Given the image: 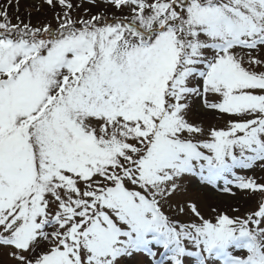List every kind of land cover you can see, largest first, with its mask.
Masks as SVG:
<instances>
[{
  "label": "snow or ice",
  "instance_id": "6c2138e0",
  "mask_svg": "<svg viewBox=\"0 0 264 264\" xmlns=\"http://www.w3.org/2000/svg\"><path fill=\"white\" fill-rule=\"evenodd\" d=\"M21 7L0 3V264H264V0ZM192 177L254 206L206 215Z\"/></svg>",
  "mask_w": 264,
  "mask_h": 264
},
{
  "label": "rangeland",
  "instance_id": "374dc122",
  "mask_svg": "<svg viewBox=\"0 0 264 264\" xmlns=\"http://www.w3.org/2000/svg\"><path fill=\"white\" fill-rule=\"evenodd\" d=\"M3 0H0L2 3ZM36 3H39V0H36ZM21 10L20 15L21 18H26V13L28 11H32L31 8V0H21ZM27 5V7H25ZM96 11V9H93ZM46 12L47 15L45 16L43 13ZM13 17L17 15L15 11L11 13ZM83 14V13H81ZM45 20H52V13L48 10L47 6L42 10L41 13H36L35 11L32 12V23L38 24L44 22ZM15 19H13V23H15ZM190 119L196 123L202 124L205 129H209L211 127H223L225 120L220 118L219 114L213 113L209 110L204 111H194L190 113ZM249 175H256V176H264V172L259 170H255L254 172L248 173ZM187 187V195L189 198L196 200L198 205L200 206L201 210L207 215L210 213V209L212 207H216L220 210H225L228 212L229 215H238L243 214L244 212L248 211L251 207L254 206L253 200L250 197H245L243 193L233 190L235 195L230 193H217L207 187H202L197 184V181L193 178H190L189 181L186 182ZM233 208H239V213L232 212Z\"/></svg>",
  "mask_w": 264,
  "mask_h": 264
}]
</instances>
